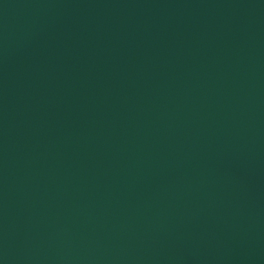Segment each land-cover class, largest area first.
<instances>
[{
	"label": "water",
	"instance_id": "95a60500",
	"mask_svg": "<svg viewBox=\"0 0 264 264\" xmlns=\"http://www.w3.org/2000/svg\"><path fill=\"white\" fill-rule=\"evenodd\" d=\"M0 264H264V0H0Z\"/></svg>",
	"mask_w": 264,
	"mask_h": 264
}]
</instances>
